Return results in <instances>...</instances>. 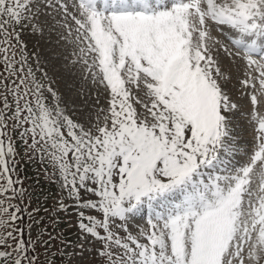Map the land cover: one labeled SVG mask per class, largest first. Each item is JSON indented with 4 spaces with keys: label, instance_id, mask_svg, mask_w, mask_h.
I'll use <instances>...</instances> for the list:
<instances>
[{
    "label": "snow or ice",
    "instance_id": "snow-or-ice-1",
    "mask_svg": "<svg viewBox=\"0 0 264 264\" xmlns=\"http://www.w3.org/2000/svg\"><path fill=\"white\" fill-rule=\"evenodd\" d=\"M0 264H264V0H0Z\"/></svg>",
    "mask_w": 264,
    "mask_h": 264
},
{
    "label": "rangeland",
    "instance_id": "rangeland-1",
    "mask_svg": "<svg viewBox=\"0 0 264 264\" xmlns=\"http://www.w3.org/2000/svg\"><path fill=\"white\" fill-rule=\"evenodd\" d=\"M33 43H36L37 41L34 39L32 41ZM41 44L43 43L42 41L40 42ZM222 62H223V67L225 70H229L231 68V64L228 61V59L226 57H221ZM237 75V73L233 70V77L235 78V76ZM65 79L69 80V82H71V78L70 77H65ZM59 87L60 90L62 92H65L66 94H68L66 92V85L64 84L63 81H61L59 83ZM241 136L247 138V134L246 132H244L243 130H241ZM52 194L54 195V190L52 192ZM72 225V221L68 218V217H63L60 220V224H59V228L63 230L64 236L67 239V241H69V245H73L76 241V230L74 227L71 226Z\"/></svg>",
    "mask_w": 264,
    "mask_h": 264
}]
</instances>
